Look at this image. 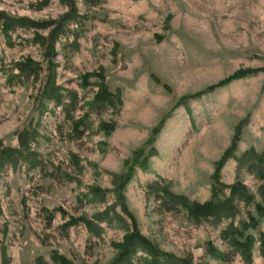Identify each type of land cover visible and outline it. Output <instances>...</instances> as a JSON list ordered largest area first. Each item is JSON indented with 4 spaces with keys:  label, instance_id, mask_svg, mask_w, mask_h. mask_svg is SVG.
I'll use <instances>...</instances> for the list:
<instances>
[{
    "label": "rangeland",
    "instance_id": "1",
    "mask_svg": "<svg viewBox=\"0 0 264 264\" xmlns=\"http://www.w3.org/2000/svg\"><path fill=\"white\" fill-rule=\"evenodd\" d=\"M0 13L44 26L0 29V156L30 133L25 156L0 167V264H112L134 231L180 262L245 264L226 233L264 205V72L196 95L264 68V0H0ZM54 75L61 104L46 93ZM235 183L254 201L200 223L150 188L203 204ZM80 217L98 228L71 222ZM245 231L252 264H264V220Z\"/></svg>",
    "mask_w": 264,
    "mask_h": 264
},
{
    "label": "trees",
    "instance_id": "2",
    "mask_svg": "<svg viewBox=\"0 0 264 264\" xmlns=\"http://www.w3.org/2000/svg\"><path fill=\"white\" fill-rule=\"evenodd\" d=\"M78 20L74 22L77 23ZM78 24V23H77ZM27 27H36L37 29L44 28V26L39 25L28 18H14L8 16L6 14L0 13V29L4 35L9 37V32L15 30L16 28H27ZM61 34L58 33V36ZM264 72V68H249V69H241L233 73L232 75L225 78L221 83L211 86L206 89L203 93L196 95L197 97H201L204 94L209 92H213L220 87H225L231 84L234 81H238L244 79L246 77L254 76ZM55 75L51 76L48 79V83L46 85V93L48 97L53 99L57 104H61L63 102V94L61 92V88L54 82ZM85 81H87V77H85ZM105 88V87H104ZM102 97L99 98L98 103H108V99L110 100L113 96L110 93H107L105 89L101 92ZM185 98L180 101L181 104L185 103ZM120 102V99H119ZM74 122V121H73ZM84 126V121L74 122V131L78 137L83 135V131H80V128ZM159 131V130H158ZM29 132L23 131L19 136V141L22 146V149H11L6 148L1 151V160L0 167L6 165L7 163L15 164L19 158L25 156V151L29 150L30 137ZM153 142V139L152 141ZM155 142V141H154ZM237 142V140H235ZM233 142L231 147L224 153L220 162L218 163V171L215 174V178L217 177V182H219V172L223 167V164L233 158L234 152L237 148V144ZM155 149H152L150 152L151 155L155 154ZM139 154V153H138ZM143 153V157L147 158L146 154ZM264 157V156H263ZM139 158V155L136 154V160ZM140 158V159H141ZM139 159V160H140ZM138 160V161H139ZM242 159L240 160V162ZM17 164V163H16ZM262 173V172H261ZM134 174V168H131V172L128 177L123 182V187L121 191L126 187V185L132 180ZM262 177L264 178V174L262 173ZM152 191H155L154 194H157L159 199L164 200L163 204L169 205L171 204L174 207H181L185 212H187L188 216L197 223H200L202 220L206 219H223V218H232L236 215L237 206L235 201L237 199H241L246 203H251L254 201V195H252L248 188L242 183H235L231 186H223V188H228L230 190V198L225 201L219 199H212L206 203H197L192 202L185 196H177L174 194H170L169 196L166 194L165 188L160 187L159 184H154L150 187ZM256 211L258 216H250L248 223H245L243 226L244 229H237L231 225L229 231L226 233L227 240L230 242L229 246L232 249V252L239 254L242 257V260L245 264H252L254 249L257 242L255 235L245 234V230H255L257 231L261 225L262 220H264V205L257 204ZM110 217L109 213L101 214L96 216L97 220H107ZM74 224L75 223H84L87 228L93 232L92 228H98L93 221L86 219V217L80 218H72L71 219ZM260 245L262 246V250L264 253V235L261 234ZM119 254L118 257L112 262V264H137L135 259L138 257L139 253H141L144 257L140 258V264H190L187 261H178L174 257L169 254L163 253L160 249L155 246L152 241L147 239L144 235H142L139 231H134L132 234L128 235L124 241L118 246ZM207 253L212 258H222L224 259L226 255L221 253L213 244L209 243L207 247ZM53 262L56 263V260H61L63 264H70L65 258H60L57 255H52Z\"/></svg>",
    "mask_w": 264,
    "mask_h": 264
}]
</instances>
